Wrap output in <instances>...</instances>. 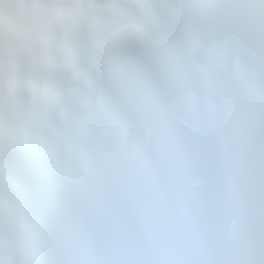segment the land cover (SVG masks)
Instances as JSON below:
<instances>
[{"label":"snow or ice","instance_id":"6c2138e0","mask_svg":"<svg viewBox=\"0 0 264 264\" xmlns=\"http://www.w3.org/2000/svg\"><path fill=\"white\" fill-rule=\"evenodd\" d=\"M0 264H264V0H0Z\"/></svg>","mask_w":264,"mask_h":264}]
</instances>
